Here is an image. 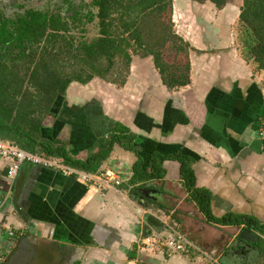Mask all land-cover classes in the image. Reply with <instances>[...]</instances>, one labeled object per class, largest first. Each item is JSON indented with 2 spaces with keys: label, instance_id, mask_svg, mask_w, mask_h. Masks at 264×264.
<instances>
[{
  "label": "crops",
  "instance_id": "crops-1",
  "mask_svg": "<svg viewBox=\"0 0 264 264\" xmlns=\"http://www.w3.org/2000/svg\"><path fill=\"white\" fill-rule=\"evenodd\" d=\"M211 6L200 2L195 8L210 13ZM197 20L179 34L192 47L185 86L168 90L156 73V80H139L143 98L111 100L97 79L71 82L62 110L42 120L39 137L56 139L70 157L83 159L104 145L107 131L119 122L134 134L142 156L161 149L193 157L195 185L211 193L213 216L232 212L264 223V142L256 135L264 123V72L229 48L231 35L223 30L228 20ZM135 157L117 144L111 147L99 165L120 178L109 188L29 163L9 179L8 162L0 158V264H264V234L241 224L205 222L187 199L177 161L164 160L161 179L129 194ZM169 210L197 251L171 253L162 244L169 231L161 218Z\"/></svg>",
  "mask_w": 264,
  "mask_h": 264
},
{
  "label": "trees",
  "instance_id": "trees-1",
  "mask_svg": "<svg viewBox=\"0 0 264 264\" xmlns=\"http://www.w3.org/2000/svg\"><path fill=\"white\" fill-rule=\"evenodd\" d=\"M170 1L90 0L74 3L62 0L54 11L25 8L12 16L0 12V140L27 151L56 156L71 167L91 173L99 169L111 147L117 144L136 156L127 181L128 192L132 195L138 187L163 177L164 160H175L179 164V179L187 199L205 222L220 226L241 224L264 234V223L252 216L232 212L219 217L211 214V193L195 185L190 167L194 158L188 153H163L161 149H155L142 156L136 151L134 134L119 122H113L107 131L104 145L83 159L70 157L58 140L47 141L39 137L42 120L53 118L54 112L62 110L69 83L85 84L94 78H109V82L121 85L133 55L151 57L153 69L166 89L188 83V64L174 65L162 55L174 38L177 39L174 53L188 46L187 41L172 31L170 11L165 20ZM203 1L218 9L230 2ZM93 21L96 36L86 40L84 25ZM237 24L241 55L254 64L256 71L264 72V0H240Z\"/></svg>",
  "mask_w": 264,
  "mask_h": 264
},
{
  "label": "rangeland",
  "instance_id": "rangeland-1",
  "mask_svg": "<svg viewBox=\"0 0 264 264\" xmlns=\"http://www.w3.org/2000/svg\"><path fill=\"white\" fill-rule=\"evenodd\" d=\"M74 3L78 2H83L87 3L90 0H72ZM203 2H208V1H203ZM62 3V0H0V12H2L6 16H12L15 13L21 12L25 8H33V9H38V10H49V11H54L57 10V7ZM200 1L197 0H171L170 4L167 5L166 8V15L165 20L167 18V14L170 11V19L172 22V31L174 32L175 35L179 36L183 31H188L191 29V24L196 23L199 19H201L203 16L207 15L209 17H212L213 19H217V17H223L224 19L228 20V24L225 25V28L223 30L227 31L231 35V43L229 44V48L233 49L235 53L240 52L241 55V40H239V26L237 24V14H238V9L240 5V0H230L229 3H227V12H223L224 6L220 9L215 8L214 6H211L212 11L208 13L205 11H199L195 7L197 4H199ZM183 4H184V9H183ZM174 7V8H173ZM64 8V6H63ZM94 11V9H91ZM64 11V10H63ZM178 21V24L176 25L175 22L173 21ZM200 28V25L198 26ZM84 38L86 40H90L96 36V28L94 27V21L85 24L84 25ZM199 32V30L197 29ZM74 33H76L74 31ZM238 35V36H237ZM173 43L170 45L169 49H166L163 51V59H165L168 62H172L174 65H181L183 64L184 66L188 64L190 65V51H192V47L189 45L186 48H182L178 53L176 52L175 49H173V46H175V43H177V39L172 40ZM243 57V56H242ZM186 63V64H185ZM153 66L151 62V57L146 56V57H141L138 55H133L131 57L129 67L127 74L125 75V79L123 84L119 85L116 83H111L109 82V78H106L107 80H101L97 79L99 81V88H107L109 92L106 94V96H109L111 100L117 99L118 96L120 95L121 97H124L125 95H131L132 98L134 97H141L143 98L144 96V88L140 87L139 80H148L151 81L156 80V72L153 71ZM139 73L138 74H136ZM129 80L133 81L135 86L132 85L130 86ZM142 80V81H143ZM87 84V83H86ZM103 86H101V85ZM91 89V87H90ZM261 90V89H260Z\"/></svg>",
  "mask_w": 264,
  "mask_h": 264
},
{
  "label": "built area",
  "instance_id": "built-area-1",
  "mask_svg": "<svg viewBox=\"0 0 264 264\" xmlns=\"http://www.w3.org/2000/svg\"><path fill=\"white\" fill-rule=\"evenodd\" d=\"M260 94L264 100V87L261 88ZM256 132L257 137L264 142V123H261L259 125ZM0 158L5 159L8 162L5 170V175L9 179L13 178L16 175L19 166L22 163H29L46 167L61 168L60 171L64 175H73L78 180L84 183H90L96 187L109 188L116 187L120 184V178L118 177L117 172L110 168H100L97 171L91 173L75 168H70L65 165H62L61 167L57 163V161L51 160L50 157H46L32 151L24 150L13 143L2 140H0ZM172 215L173 211L169 210L168 213L161 218L162 226L169 231L168 237H165L163 239L161 238L162 244L171 253H186L190 250L197 251L196 245L192 241H190L184 233H182L178 230L177 227H175V222L171 220ZM143 242L148 243L149 239L146 238Z\"/></svg>",
  "mask_w": 264,
  "mask_h": 264
},
{
  "label": "flooded vegetation",
  "instance_id": "flooded-vegetation-1",
  "mask_svg": "<svg viewBox=\"0 0 264 264\" xmlns=\"http://www.w3.org/2000/svg\"><path fill=\"white\" fill-rule=\"evenodd\" d=\"M72 1V0H71ZM73 2V1H72Z\"/></svg>",
  "mask_w": 264,
  "mask_h": 264
}]
</instances>
